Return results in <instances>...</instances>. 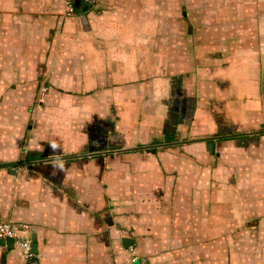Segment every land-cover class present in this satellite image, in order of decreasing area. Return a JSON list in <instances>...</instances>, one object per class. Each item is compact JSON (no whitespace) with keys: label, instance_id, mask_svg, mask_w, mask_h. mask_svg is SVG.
<instances>
[{"label":"crops","instance_id":"1","mask_svg":"<svg viewBox=\"0 0 264 264\" xmlns=\"http://www.w3.org/2000/svg\"><path fill=\"white\" fill-rule=\"evenodd\" d=\"M64 1L0 0V104L3 101L9 109L7 114L18 110L0 132V222L29 225L32 246L36 243L30 259L15 245L0 244V264H141L132 261L130 246L141 257L142 248L153 253L152 260L144 255L150 264H168L159 250L155 252L154 238L151 245L148 238L139 242L141 235L131 221L134 215L138 220L142 215H168L171 231L166 239L174 252L170 264H193L188 252L194 247V221L189 219L186 229H175L184 226L177 215H187L180 213L179 197L194 183L191 145L180 148L191 155L179 154L175 147H154L150 154L143 151L146 148L135 149L161 137L158 118L167 113L169 119L177 117L162 104L167 73H160L157 83L150 85L152 105L145 108L150 104L142 99L147 82L129 66L135 55L124 50L111 53L116 44L141 40L142 4L147 2L80 0L76 13L66 16ZM220 2L203 0L208 16L203 27L209 31L197 40L202 57L186 51L192 59L185 73L197 98L187 106L193 116L190 131L201 128L205 134L243 127L255 135L252 141L261 137L264 143V134H259L264 131L258 130L264 124V0ZM211 12H217L216 20ZM192 40L189 44H197ZM38 90L43 101L42 94L40 101L34 99ZM168 104L171 109V100ZM196 111L206 118L198 128ZM250 138L232 132L220 138L221 145L212 136L204 143L208 151L202 167H197L202 168L197 179L217 169V164L223 177L226 171L234 176L235 182H220V204L227 205L237 179L242 181L239 169L250 158L240 147L245 139L252 143ZM223 161L229 165L221 167ZM182 185L185 189L179 192ZM243 216L224 217L232 226H214L210 232L231 236L236 231L243 237L248 228L242 227ZM123 229L128 235H122ZM201 230L203 234V226ZM184 236L186 242L180 239ZM128 237L134 243L125 245ZM235 247L229 245L232 259L242 264H254L248 260L260 256L254 252L264 248L243 255L249 250ZM185 248L186 262L178 256Z\"/></svg>","mask_w":264,"mask_h":264},{"label":"rangeland","instance_id":"2","mask_svg":"<svg viewBox=\"0 0 264 264\" xmlns=\"http://www.w3.org/2000/svg\"><path fill=\"white\" fill-rule=\"evenodd\" d=\"M220 1L222 0H217L218 3ZM145 2L147 3L144 5L142 4L141 40L134 42L140 44H134L133 42L116 44L113 46L114 50H112L115 52L111 53L115 54L124 50L127 54L133 53V55H135L134 59L130 61L131 64L129 66L133 73L139 75V77L142 75L143 83L147 82L145 85L146 90L144 92L142 91V99L150 101V104L145 108H149L152 105L151 102L153 95L149 91L150 85L157 83L160 73L163 75L167 73L168 75L166 74L163 77L165 93L163 94L164 98L162 104L167 107V109L171 110L172 113L177 114V117L170 115V119L173 121L172 123H170L171 120L168 117L169 113L165 114L166 116L162 119L158 118V122L161 123V129L159 131L161 137L153 139L155 144H153L154 142L152 141L145 144L146 149L143 151L150 154V152L155 149L154 147H175L178 149L177 151L179 154L184 152L191 155L188 150V152H185L180 149L181 147H184V144L191 145L188 149L193 152V155L191 156L195 159V173L190 182L194 181V183H192V186L188 190H184V185H182V188L179 190V192L184 190L183 192L185 193L184 197H179V210L180 213H186L187 215H177L182 221H184V226H177L175 229H186L188 220L190 219L189 221H194L196 232L192 239V245L194 247L188 252L189 256L194 257V262L192 261L193 264H242L241 262L235 263L234 259H232L234 253L229 251L230 244L234 247L236 246L235 249L243 247L245 250H249V252H244L243 255H247L258 247L264 246V234H262L264 232H260V227H264V143L260 139L261 137H259L257 142L252 141L255 135L251 130H247L243 127H238L234 130L227 129L226 132L218 129L216 131L206 132L205 134L200 131L201 128H199V132L197 133L196 131L194 133L190 131L192 128V122L190 123L189 121L190 119H193V116L189 113V110L191 111V109H187V106L190 105L191 107L195 97L192 95V90L190 89L191 85L188 84L190 83V80L185 73L187 62L190 63V60L192 59L187 56L186 51L188 49L190 52H193L194 57L197 59L202 57L203 47L202 43L199 42L203 37V33L209 31L208 28L205 27L204 29L203 27V0H145ZM211 14L214 15L213 18L216 20L217 17L215 18V15L217 12H211ZM205 17L206 18L204 19L208 18V16ZM242 33L245 34V32ZM189 40L196 42L198 40L199 42H197V44H189ZM140 45L143 47L139 49ZM99 47H102V44L99 45ZM160 54H162L161 60ZM133 73L131 79L135 80ZM152 74L157 75L152 76ZM134 83L137 84L138 81H134ZM175 83L178 84L180 89H184V93L181 90L180 92L176 91L178 87H175ZM171 87L174 88V90L171 89ZM195 94L196 92H194V96ZM195 99L197 100V98ZM43 100L44 98L42 94L41 101ZM170 100L171 109L168 104ZM37 101H40V99H37ZM1 103L0 112H2V114L0 119H2L3 122L0 123V132H2L7 119L10 120L12 115H18V110L13 112L10 111L9 114H7V112L4 113L5 110L9 109H6L3 101H1ZM39 107L41 108V105ZM194 115L196 117L195 122L197 123L196 128H198L200 122L201 124H204V119L206 118H203L202 114L197 111ZM22 116H24V113ZM167 121L169 124L167 125L168 127H165ZM258 130L264 131V124H261V127ZM232 132L237 133L238 136L239 134L247 136L251 135L250 142L252 141V143H249V141L245 139L243 141L245 145H241L240 147L246 150L245 155L250 159H248L249 162L246 166H242V170L239 169V176L242 181L240 183L239 178L237 179L238 183H236L237 187L235 188V195L233 194L234 192H228L229 195L226 198L227 205H225L220 204V199H222L219 196L222 195L220 190L222 184L220 185V182L223 180H226L228 184H230V182L232 183V181L235 182L233 174L230 171H226V176L223 177L224 171L222 168H219L217 164V169L203 172L200 180H198L197 178L200 176V170H202V168L198 170L197 167H202V157L206 156V151H208L207 146L204 143L207 144L212 136L216 137L219 145H221L224 142L223 139L220 138H226ZM259 134L264 133L259 132ZM219 135H221L220 138L217 137ZM138 147H135V149H142ZM198 149H200V151H198ZM226 152L230 153V150L228 149ZM177 160L181 162L179 158ZM229 160L230 157H226L225 161ZM225 161L222 162L221 167L229 165L226 164ZM188 175L190 176V174ZM209 184H212V187L209 188ZM193 186L195 188H193ZM173 190L175 194L176 190L174 188ZM191 190H193V192ZM250 194L253 195L255 200H252L253 197H251ZM154 201H156V199L153 197L152 202ZM221 202L223 203L224 201L221 200ZM165 204L166 202H164V205ZM171 207L176 211L175 205H171ZM230 215H237L238 217L239 215H241V217L243 215L247 216H243L242 219V222H244L242 227H245L246 224V227H248L245 229L243 237H240L239 233L236 231L231 236L229 234L222 235V233L210 232V229L213 230L214 226H224L226 223V227L232 226L233 222L231 220L224 219V217ZM165 216L142 215V219L138 220L139 215H134L131 221L134 229L141 235L138 237L139 242L145 243V239L148 238L151 245L152 238H154L156 240V247H154L155 252L157 253L159 250L158 254L162 259H167L166 262L170 264V262L173 261L174 252L170 241L166 239L170 234L171 228L170 220L166 219ZM202 226L205 229L203 234L201 230ZM128 232V230L123 229L122 235H128ZM247 233L251 234L247 235ZM180 239L186 242L185 236ZM186 249L187 248L183 249L185 251L178 253L181 261L187 259ZM261 249H263V251L256 250V252H254V254H260V256L256 255L254 259L252 258L248 260L249 263L264 264V248ZM144 250L142 248L143 256L138 257L144 259L150 264L149 259L144 255L148 257L150 256L149 258L152 260L153 255L151 254L153 253H147ZM181 264L185 263L181 262Z\"/></svg>","mask_w":264,"mask_h":264},{"label":"built area","instance_id":"3","mask_svg":"<svg viewBox=\"0 0 264 264\" xmlns=\"http://www.w3.org/2000/svg\"><path fill=\"white\" fill-rule=\"evenodd\" d=\"M96 2L98 0H90ZM64 15L72 16L76 13V0H65ZM30 227L27 224L8 221L0 222V240L13 239L14 245L21 250L22 256L25 259H30L34 256L32 240L28 235ZM130 251H133V246L129 247ZM133 261H140L141 264H148L142 258H135Z\"/></svg>","mask_w":264,"mask_h":264},{"label":"water","instance_id":"4","mask_svg":"<svg viewBox=\"0 0 264 264\" xmlns=\"http://www.w3.org/2000/svg\"><path fill=\"white\" fill-rule=\"evenodd\" d=\"M76 2L78 3V2H80V0H76ZM210 147H212L211 144H210ZM139 148H145V147H139ZM123 242L125 243V245H130V244L134 243V239L129 238V237L124 238ZM0 244L1 245L9 244V245L13 246L14 242H13V239H2V240H0ZM33 247H34V249L36 248V243H34V242H33Z\"/></svg>","mask_w":264,"mask_h":264},{"label":"trees","instance_id":"5","mask_svg":"<svg viewBox=\"0 0 264 264\" xmlns=\"http://www.w3.org/2000/svg\"><path fill=\"white\" fill-rule=\"evenodd\" d=\"M202 10H203V3H202ZM204 15H203V19H204ZM201 18V19H202ZM201 19H199V20H201ZM202 22V21H201ZM195 34V33H194ZM40 95H41V93H40V91L38 90L35 94H34V99H40ZM130 250V249H129ZM130 253L132 254V261H133V259H134V257L136 258V256H137V258H139L138 257V254L136 253V251H135V247L133 246V251H130ZM140 259V258H139Z\"/></svg>","mask_w":264,"mask_h":264}]
</instances>
